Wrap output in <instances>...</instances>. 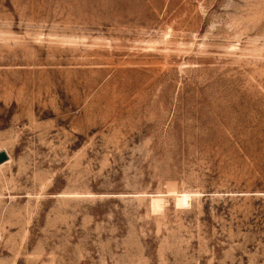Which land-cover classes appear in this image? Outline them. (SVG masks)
<instances>
[{"label":"rangeland","instance_id":"374dc122","mask_svg":"<svg viewBox=\"0 0 264 264\" xmlns=\"http://www.w3.org/2000/svg\"><path fill=\"white\" fill-rule=\"evenodd\" d=\"M1 151L0 264H264V0H0Z\"/></svg>","mask_w":264,"mask_h":264},{"label":"bare ground","instance_id":"6f19581e","mask_svg":"<svg viewBox=\"0 0 264 264\" xmlns=\"http://www.w3.org/2000/svg\"><path fill=\"white\" fill-rule=\"evenodd\" d=\"M8 164L7 162H5L4 164L0 165V170L3 169V167H5V165ZM173 193V192H172ZM177 193V192H176ZM175 193V194H176ZM171 194V193H170ZM190 195L189 194H177L176 195V202L179 206H187L190 204ZM152 207L156 210V209H160L162 210L164 208L165 205V200L163 199L162 196H158V197H153L152 199ZM154 210V211H155Z\"/></svg>","mask_w":264,"mask_h":264},{"label":"water","instance_id":"95a60500","mask_svg":"<svg viewBox=\"0 0 264 264\" xmlns=\"http://www.w3.org/2000/svg\"><path fill=\"white\" fill-rule=\"evenodd\" d=\"M9 160V155L6 151L0 152V165L4 164Z\"/></svg>","mask_w":264,"mask_h":264}]
</instances>
